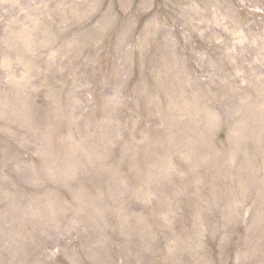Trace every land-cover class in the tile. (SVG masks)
Returning a JSON list of instances; mask_svg holds the SVG:
<instances>
[{"label":"rangeland","instance_id":"obj_1","mask_svg":"<svg viewBox=\"0 0 264 264\" xmlns=\"http://www.w3.org/2000/svg\"><path fill=\"white\" fill-rule=\"evenodd\" d=\"M0 264H264V0H0Z\"/></svg>","mask_w":264,"mask_h":264}]
</instances>
